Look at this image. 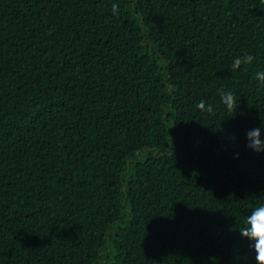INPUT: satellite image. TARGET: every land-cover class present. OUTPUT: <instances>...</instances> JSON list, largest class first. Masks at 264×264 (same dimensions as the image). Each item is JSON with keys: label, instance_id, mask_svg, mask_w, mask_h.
Listing matches in <instances>:
<instances>
[{"label": "trees", "instance_id": "1", "mask_svg": "<svg viewBox=\"0 0 264 264\" xmlns=\"http://www.w3.org/2000/svg\"><path fill=\"white\" fill-rule=\"evenodd\" d=\"M259 71L264 0H0V264H257Z\"/></svg>", "mask_w": 264, "mask_h": 264}, {"label": "clouds", "instance_id": "2", "mask_svg": "<svg viewBox=\"0 0 264 264\" xmlns=\"http://www.w3.org/2000/svg\"><path fill=\"white\" fill-rule=\"evenodd\" d=\"M113 15H119L120 7L118 4L113 3L111 7ZM255 56L246 53L234 57L231 63L232 71H238L242 66H250L253 64ZM256 80L258 84L264 87V71L256 73ZM219 96L221 103L229 111H235L239 107L237 104L236 95L231 90L220 89ZM199 110L211 113L214 109L213 106L205 100L199 101L197 104ZM247 144L246 147L257 153H264V135H262L261 128L256 127L248 130L246 133ZM243 238L249 240L250 247L255 252V259L257 264H264V203L256 205L245 218L243 226L239 229Z\"/></svg>", "mask_w": 264, "mask_h": 264}, {"label": "rangeland", "instance_id": "3", "mask_svg": "<svg viewBox=\"0 0 264 264\" xmlns=\"http://www.w3.org/2000/svg\"><path fill=\"white\" fill-rule=\"evenodd\" d=\"M102 264H105V263H102Z\"/></svg>", "mask_w": 264, "mask_h": 264}]
</instances>
